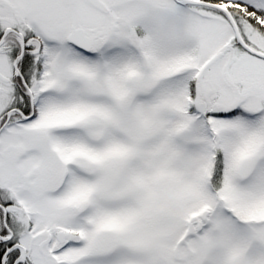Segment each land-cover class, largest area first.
Segmentation results:
<instances>
[{
    "label": "snow or ice",
    "instance_id": "snow-or-ice-1",
    "mask_svg": "<svg viewBox=\"0 0 264 264\" xmlns=\"http://www.w3.org/2000/svg\"><path fill=\"white\" fill-rule=\"evenodd\" d=\"M0 264H264V0H0Z\"/></svg>",
    "mask_w": 264,
    "mask_h": 264
}]
</instances>
